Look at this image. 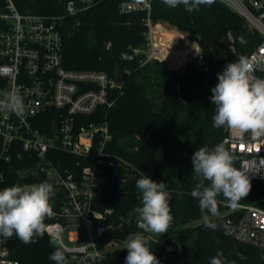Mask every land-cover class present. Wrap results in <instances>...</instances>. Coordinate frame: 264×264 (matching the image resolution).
I'll list each match as a JSON object with an SVG mask.
<instances>
[{
	"label": "trees",
	"instance_id": "obj_1",
	"mask_svg": "<svg viewBox=\"0 0 264 264\" xmlns=\"http://www.w3.org/2000/svg\"><path fill=\"white\" fill-rule=\"evenodd\" d=\"M63 1L14 0L21 12L59 19L66 68L103 70L120 80L121 90L105 116L111 138L101 163L105 182L95 204L102 211L113 209L105 223L117 224L120 215L141 204L136 180L142 174L148 175L173 190L174 228L166 236L150 240V250L160 264H209L218 251L228 264H264L260 249L223 233L227 207L222 196L218 197L219 215L212 218L216 225L212 229L205 226L199 202L190 195L199 182L193 172V153L200 147L211 149L224 142L228 134L227 127H216L213 121L215 106L210 97L218 83L217 73L236 58L246 57L259 44V32L250 28L238 12L217 0L191 11L184 5L173 9L162 0H154L151 20L166 22L196 38L208 63V70H203L195 58L190 59L183 71L176 72L165 63L144 62L142 53H133L134 49H142L146 41L145 12L120 13L119 0H92L75 15H66ZM230 42L233 49L228 47ZM225 146L236 157L234 166L238 168L241 155L232 152L226 143ZM52 162L79 174L84 165L95 160L57 150ZM26 165V160L15 157L6 164L5 188L43 181L42 175L21 173L19 169ZM249 180L251 189L239 203L264 208V179ZM61 196L57 193L55 200ZM133 232L134 227L125 226L109 231L107 237L122 240ZM48 239L44 233L27 245L15 236L5 241L17 264H55L49 256L56 247ZM124 247L107 253L104 264H125L128 250Z\"/></svg>",
	"mask_w": 264,
	"mask_h": 264
},
{
	"label": "built area",
	"instance_id": "obj_2",
	"mask_svg": "<svg viewBox=\"0 0 264 264\" xmlns=\"http://www.w3.org/2000/svg\"><path fill=\"white\" fill-rule=\"evenodd\" d=\"M91 1L64 0V12L75 15ZM152 1L118 2L120 13H146V41L142 49H134L133 53H142L144 62L156 60L176 72L183 71L194 58L203 70H208L196 38L168 28L162 21L151 20ZM217 1L238 12L250 28L259 32V44L246 57L253 63V74L264 78V0ZM59 25L56 16L24 13L14 0H0V99L5 93L16 92L25 104L22 118L10 111H0V189L5 188L6 164L14 157L26 160L27 165L19 171L36 177L42 175V182L54 188L50 200L53 216L45 219L50 244L70 250L66 253L68 264H104L106 254L125 246L126 240L107 237L109 231L132 226L136 232H143L135 211L142 204L120 215L117 224L105 223L113 213L112 208L102 211L95 207L105 182L101 166L106 155L104 148L111 138L105 116L122 85L103 70L66 68ZM176 42L182 46L176 47ZM228 47L233 49V43ZM224 140L232 152L241 155L238 168L243 171L255 165L246 173L249 179H264V136L254 137L246 132L241 137L228 129ZM57 150L95 162L84 165L79 174L68 172L52 162ZM39 183L37 180L26 185ZM167 190L172 195L173 190ZM59 192L62 196L56 201ZM169 206L173 216L171 198ZM224 206L227 211L223 233L264 253V208L239 202L235 208L225 203ZM173 228L174 220L167 233L145 235L156 241ZM0 264H17L3 236H0Z\"/></svg>",
	"mask_w": 264,
	"mask_h": 264
},
{
	"label": "clouds",
	"instance_id": "obj_3",
	"mask_svg": "<svg viewBox=\"0 0 264 264\" xmlns=\"http://www.w3.org/2000/svg\"><path fill=\"white\" fill-rule=\"evenodd\" d=\"M176 8L184 5L186 9L198 10L201 5H212L215 0H162ZM253 63L245 56L226 64L217 73L218 83L211 89L210 101L215 106L214 126L227 127L238 132L241 137L250 132L254 137L264 136V78L254 74ZM0 111L13 112L18 117L25 115L23 97L16 92L4 94L0 99ZM236 157L225 146V142L209 149L207 146L196 149L191 157L193 172L199 182L190 195L199 202L205 226L216 227L213 217L219 215L218 197L223 203L235 208L246 197L251 183L246 173L250 167L241 170L234 166ZM207 182V183H206ZM136 188L141 192V204L135 209L138 213V227L143 232L128 234L124 249L128 250L125 264H160L150 250V236L145 233H167L174 217L171 215L170 192L167 185L156 182L142 174L136 180ZM54 188L47 182L36 185H12L0 189V236H15L24 244L35 243L37 237L45 233V219L53 216L50 203ZM171 250V249H169ZM70 251L63 245L57 247L49 256L55 264H67L66 253ZM209 264H228L222 252L210 258Z\"/></svg>",
	"mask_w": 264,
	"mask_h": 264
},
{
	"label": "rangeland",
	"instance_id": "obj_4",
	"mask_svg": "<svg viewBox=\"0 0 264 264\" xmlns=\"http://www.w3.org/2000/svg\"><path fill=\"white\" fill-rule=\"evenodd\" d=\"M163 24L166 26V27H168V28H173L172 26H170L169 24H167L166 22H163ZM180 46H182V44L181 43H179V42H176V47H180ZM54 176H55V174H53ZM194 223H196V221L195 222H192V224H194ZM68 264V263H67Z\"/></svg>",
	"mask_w": 264,
	"mask_h": 264
},
{
	"label": "snow or ice",
	"instance_id": "obj_5",
	"mask_svg": "<svg viewBox=\"0 0 264 264\" xmlns=\"http://www.w3.org/2000/svg\"><path fill=\"white\" fill-rule=\"evenodd\" d=\"M241 147L243 148V145Z\"/></svg>",
	"mask_w": 264,
	"mask_h": 264
}]
</instances>
